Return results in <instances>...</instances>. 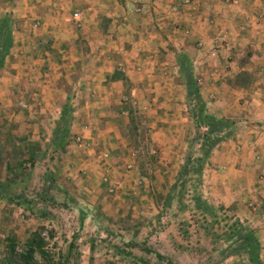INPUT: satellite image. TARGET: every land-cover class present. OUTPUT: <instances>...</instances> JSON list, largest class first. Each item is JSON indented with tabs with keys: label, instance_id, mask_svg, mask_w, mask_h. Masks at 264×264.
<instances>
[{
	"label": "rangeland",
	"instance_id": "rangeland-1",
	"mask_svg": "<svg viewBox=\"0 0 264 264\" xmlns=\"http://www.w3.org/2000/svg\"><path fill=\"white\" fill-rule=\"evenodd\" d=\"M86 8L84 2L63 1L51 7L52 15L46 21L40 18L44 6L35 0H0V90L7 91L0 93V264H8L9 259L17 264L9 242L16 253L25 252L34 233L43 239V253L34 255L35 264H264V242L258 234L261 226L254 220L248 223L241 209L218 205L202 188L198 160L203 157L200 145L208 132V120L194 119L191 146L182 162L164 161L152 141L150 115L137 109L130 82L110 106L112 112L120 106L129 112L128 152L123 157L128 158L129 167L125 166L124 173L115 171L108 163L110 150L100 146L95 151L98 162L93 176L75 166L74 174L80 178L75 193L68 181L59 182L58 166L48 165L56 142L60 150L69 142L80 150L88 147L84 131L75 133L72 128L79 101L87 100L84 93H76L78 84L72 77L88 75L89 68L72 70L55 63L61 52L64 57L88 55L90 43H103L107 28L106 19L100 18L101 26L87 30L91 19ZM47 24L50 33L43 32ZM118 51L100 57L121 68ZM47 58L53 63L52 75L62 74L58 83L71 86L75 93L58 96L65 108L57 130L47 133L35 123L30 132L25 129L31 122L27 104L40 101L23 90L36 88L40 80L31 85L21 79L25 74L39 76L45 68L33 62ZM24 65L27 69L32 65L34 72L23 71ZM121 74L117 71L113 78ZM15 75L22 77L19 82L9 77ZM85 88L81 84L80 91ZM189 101L197 113V98L192 96ZM34 116L41 121L44 115L38 111ZM32 133L35 144L29 145L27 135ZM86 185L92 192L89 196L84 194L89 192Z\"/></svg>",
	"mask_w": 264,
	"mask_h": 264
},
{
	"label": "crops",
	"instance_id": "crops-1",
	"mask_svg": "<svg viewBox=\"0 0 264 264\" xmlns=\"http://www.w3.org/2000/svg\"><path fill=\"white\" fill-rule=\"evenodd\" d=\"M35 1L44 6L40 18L47 21L53 12L51 7L57 8L67 0ZM70 1L87 5L91 19L87 30L101 26L100 18L106 19L107 28L103 43H90L88 55L73 53L64 57L61 52L55 63L72 70L84 65L89 68L88 75L72 77L78 84L76 93H84L87 99L79 101L72 128L75 133L84 131L88 147L80 150L69 142L60 150L56 142L48 165L58 166L59 182L68 181L75 193L74 186L80 180L74 174L75 166L80 165L79 169L93 176L98 162L95 151L100 146L110 150L108 163L115 171H126L129 160L123 157L128 152L125 128L129 112H123L121 106L112 112L110 106L117 103L128 82L137 109L150 115L152 141L162 159L182 162L191 146L196 119L189 101L193 94L203 103L201 115L219 121L211 134L216 141L203 157L202 188L218 205L241 209L248 223L254 220L261 226L263 230L258 234L264 242V0H238L234 5L222 0ZM44 30L52 31L48 24ZM117 49L121 68L100 57H108L111 50ZM40 62L45 69L37 77H9L13 82L22 78L24 84L31 85L40 80L36 88L23 90L40 101L27 104L31 122L25 129L31 132L38 124L49 133L62 123L65 105L58 96L71 97L75 92L71 86L58 83L62 74L52 75L50 58L33 64ZM31 67L24 65L22 70L31 74ZM117 71L122 72L121 78H113ZM80 83L87 86L84 91H80ZM15 88L19 90V86ZM38 111L44 115L41 121L34 116ZM27 136V144L34 145L35 135ZM85 188L89 191L87 185ZM90 193L84 191L86 196Z\"/></svg>",
	"mask_w": 264,
	"mask_h": 264
},
{
	"label": "trees",
	"instance_id": "trees-1",
	"mask_svg": "<svg viewBox=\"0 0 264 264\" xmlns=\"http://www.w3.org/2000/svg\"><path fill=\"white\" fill-rule=\"evenodd\" d=\"M192 96H195V95L191 94L190 97L192 98ZM197 102H199L200 105H199V109L197 110V113H196V111H194V113L196 114L195 120H200L202 118H205L206 120H208V125H207L208 132L202 136V138L204 140H203L202 144L200 145L201 147H203V150H202L203 151V157H205V154L207 153V151L211 148L212 144L216 141V139L213 138L211 136V134L214 133V128L218 126L219 121H215V119L208 117L205 114L201 115L203 112V103H201V101L198 98H197ZM197 116H198V118H197ZM205 130H206V128H205ZM203 157H202V159L198 160L199 165H200L198 173H200L202 170V166H203V162H204ZM188 161H190V160H188ZM248 239L252 240L251 237H249ZM26 247H27V249L25 252L16 253L14 244L9 242L8 248H9L11 256H14L15 258L19 259L17 261L15 260L17 262V264H35L36 263L34 255L37 252L41 253V254L43 253V251H42L43 239H42L40 233H34L32 239L30 241H28ZM12 262H13L12 259H9L8 264H12Z\"/></svg>",
	"mask_w": 264,
	"mask_h": 264
},
{
	"label": "built area",
	"instance_id": "built-area-1",
	"mask_svg": "<svg viewBox=\"0 0 264 264\" xmlns=\"http://www.w3.org/2000/svg\"><path fill=\"white\" fill-rule=\"evenodd\" d=\"M223 2L229 5H234L238 3V0H223ZM74 17L77 18L78 14H75ZM212 55L214 56L215 52H213Z\"/></svg>",
	"mask_w": 264,
	"mask_h": 264
}]
</instances>
